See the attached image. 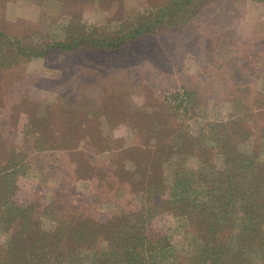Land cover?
I'll use <instances>...</instances> for the list:
<instances>
[{"label":"rangeland","instance_id":"rangeland-1","mask_svg":"<svg viewBox=\"0 0 264 264\" xmlns=\"http://www.w3.org/2000/svg\"><path fill=\"white\" fill-rule=\"evenodd\" d=\"M169 3L171 0H0V31L8 36L0 42V159L11 156L14 146L25 142L27 127L33 123L49 126L46 135L56 138L53 147H66L50 167L52 172L63 173L64 182L56 180L58 187L51 188L50 181L23 177L17 198L33 205L35 220L42 218L53 191L73 204L97 209L96 215L90 210L83 221L61 235L63 251L82 257L94 255L103 248L106 232L121 221L115 205L122 204L129 211L141 207V199L129 193L120 197L112 194L113 207L101 205L105 195L92 194V185L102 173H118L121 164L134 160L147 142L148 149L156 150V142L168 136L196 138L211 134L215 126H228L223 134L226 137L231 126H236L246 132L236 130L239 137L243 135L244 148L257 153L264 150V104L259 103L264 82L252 80L253 72L237 84L218 83L212 58L220 63L221 55L211 58L208 53L214 32L219 30L239 42L236 57L240 60L253 52V44L264 47V38L255 35L260 30L264 36L262 1H209L197 14L185 15L183 25L170 32L161 27L120 49L84 43L60 50L54 44H73L79 35L101 40L121 36L124 26L147 16L153 20ZM16 38L28 55L16 53L17 45L11 42ZM33 50L49 52L35 56ZM223 70L229 72L226 66ZM233 96L242 98L235 109L229 101ZM208 151L204 157L209 153L214 164L218 150ZM86 152L92 153L88 165L93 169L79 180L75 169ZM47 155H41L43 162ZM197 155L202 156L201 149ZM0 179V187H6L5 178ZM147 180L145 175L142 181ZM163 198L145 203L160 206ZM182 207L192 230L200 239L205 238L204 223L188 209V202ZM165 218L158 215L155 221L164 225ZM19 226L16 221L8 230L0 229V240L4 239L3 231L13 233ZM94 232L92 238L79 239L83 233ZM5 253L0 241V264H5Z\"/></svg>","mask_w":264,"mask_h":264},{"label":"trees","instance_id":"trees-1","mask_svg":"<svg viewBox=\"0 0 264 264\" xmlns=\"http://www.w3.org/2000/svg\"><path fill=\"white\" fill-rule=\"evenodd\" d=\"M209 1L213 0H171L158 10L153 20L147 16L133 25L124 26L121 36L101 40L79 35L73 44H60V41L54 44L60 50L75 49L84 43L95 48L120 49L161 27L170 32L183 25L187 19L185 15L201 10ZM260 1L264 3V0ZM260 32L257 30L255 35L264 38ZM214 35L208 53L211 58L221 55L220 63L212 58L218 83L237 84L253 72L256 76L254 74L252 80L264 82V47L253 44V52L243 55L244 59L240 60L236 57L239 52L236 39H229L224 30L214 32ZM4 40H8V36L0 31V42ZM11 42L17 45L14 48L17 54L28 55L22 49L20 39ZM48 52L32 51L35 56H44ZM225 66L229 68L228 73L223 70ZM232 89L235 91L236 87ZM241 99L236 96L229 100L234 109ZM259 103L264 104V86L259 91ZM33 125L27 127L25 142L14 146L11 156L0 159V177H4L6 183V187H0V229L8 230L16 221L20 225L13 233L3 231L4 239L0 241L6 252L5 264H264V150L257 153L244 148L243 135L239 137L237 133L240 128L231 126L226 137L223 134L228 126H215L211 134L196 138L185 134L168 136L162 142H156L159 146L156 150L148 149L147 142L138 149L134 160L121 164L118 173L105 172L96 176L92 194L105 195L101 205L113 207L112 194L120 197L127 193L141 199L142 204L135 211L116 204L115 211L121 213L119 225L106 232L101 250L82 257L61 250V235L76 222L83 221L90 210L92 216L96 215L97 209H91L87 204H73L53 191L42 218L35 220L33 205H26L17 198L23 177L50 181L51 188L58 187L54 184L56 180L64 182L63 173L52 172L50 167L58 162L57 158L66 147L62 144L52 146L56 138L46 135L49 126ZM241 132L246 134L244 130ZM27 142L31 145L26 146ZM208 148L218 150L214 164L210 163ZM199 149L202 156L197 155ZM206 151L209 153L205 158ZM46 153L49 155L43 162L41 155ZM84 154L75 169V178L79 180L93 169L88 165L92 162V153ZM4 162L5 166H2ZM142 164L146 167L142 168ZM145 175L148 180L142 181ZM159 197H164L160 206L145 203L147 199ZM186 202L188 209L204 223L203 239L192 230L188 213L183 212L182 204ZM158 215L168 217L166 224H157L155 217ZM94 235L95 232L83 233L79 239Z\"/></svg>","mask_w":264,"mask_h":264}]
</instances>
